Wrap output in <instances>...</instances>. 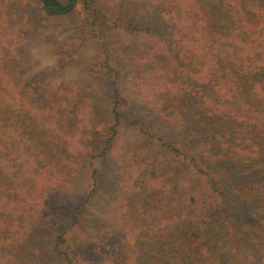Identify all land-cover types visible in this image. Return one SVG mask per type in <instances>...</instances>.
<instances>
[{"label":"trees","instance_id":"obj_1","mask_svg":"<svg viewBox=\"0 0 264 264\" xmlns=\"http://www.w3.org/2000/svg\"><path fill=\"white\" fill-rule=\"evenodd\" d=\"M38 1L47 16L67 14L77 3L64 8L70 0L65 6L59 0ZM131 1L151 4L142 20L146 17L157 30L142 33L153 44L136 57L138 67L157 61L155 79L141 85L142 102L177 134L169 142V161L154 157L138 173L140 183L135 175L119 173L115 179L117 184L127 180L132 192L144 194L150 189L142 175L150 169L162 173L184 186L189 209L170 215V205L161 203L158 218L139 222L141 206L129 204L119 213L126 226L120 233L88 229L85 206L98 187L89 158L111 152L128 122L117 85L112 84L108 137L97 155L89 154L90 104L74 89L51 88L44 99L37 98L22 82L20 57L0 38V264H19L20 249L34 239L51 210L50 196L87 171L83 203L71 224L52 237V250L64 264H214L201 237L189 231L213 235L230 216L234 198L245 201L259 221L250 239L256 247L252 260L264 264V0L112 4L116 10ZM163 147L159 143L153 151H167ZM188 169L191 176L183 175ZM73 230L79 236L70 253L66 246Z\"/></svg>","mask_w":264,"mask_h":264},{"label":"rangeland","instance_id":"obj_2","mask_svg":"<svg viewBox=\"0 0 264 264\" xmlns=\"http://www.w3.org/2000/svg\"><path fill=\"white\" fill-rule=\"evenodd\" d=\"M59 1L62 6L68 3V0ZM114 1L77 0L69 13L47 16L38 0H0L3 15L0 38L11 54L20 57L22 82L34 90L37 98L44 99L51 88L74 89L78 97L90 104L93 124L87 144L89 154L97 155L108 137L112 84L117 85L121 110L128 122L111 152L89 158L96 170L98 187L85 206L84 215L88 229L95 226L120 233L125 224L119 217L129 204L138 209L141 206L139 222H147L160 216L161 203L170 205V215L186 213L190 203L184 200L182 184L152 169L147 176L142 175L144 184L149 186L148 193L132 192L127 180L117 184L115 179L121 177L119 173L128 177L135 175L140 183L138 173L151 164L154 157L161 162L169 161L168 150L172 148L169 142L177 133L174 134L173 126L158 118L157 113L142 102L141 85L155 79L154 65L157 63L150 60L138 67L136 58L142 55L144 46L153 44V38L148 34L142 36V33L157 32L151 21L144 20L146 17L142 20L151 4L131 1L126 7L114 10ZM96 13L98 18L94 16ZM159 137L161 142L157 141ZM159 143L165 144L163 150L167 151L157 155L153 147ZM130 153L135 156L134 160ZM181 155H177L179 161ZM122 162L125 166L119 164ZM192 171L188 169L183 175L191 176ZM245 175L250 177L248 173ZM88 179V171L83 172L69 186L50 196L51 210L34 239L20 249L19 264H64L52 250L53 233L71 224L83 203ZM246 205L245 201L231 199L230 216L217 225L213 235L188 230L201 237L214 264H259L258 260H252L256 247L250 240L259 221L250 215ZM161 217H167V212H162ZM78 236L74 230L68 234L66 248L70 253L75 251L73 241ZM127 242H132L130 235Z\"/></svg>","mask_w":264,"mask_h":264},{"label":"water","instance_id":"obj_3","mask_svg":"<svg viewBox=\"0 0 264 264\" xmlns=\"http://www.w3.org/2000/svg\"><path fill=\"white\" fill-rule=\"evenodd\" d=\"M75 2H76V0H70L69 4L66 7H64V8H70V7H72ZM61 9H59V10H61Z\"/></svg>","mask_w":264,"mask_h":264}]
</instances>
